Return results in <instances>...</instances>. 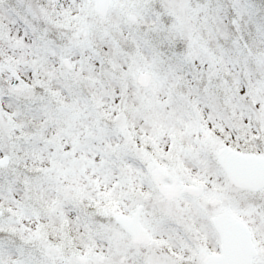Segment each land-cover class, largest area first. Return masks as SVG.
Instances as JSON below:
<instances>
[{"label":"snow or ice","instance_id":"1","mask_svg":"<svg viewBox=\"0 0 264 264\" xmlns=\"http://www.w3.org/2000/svg\"><path fill=\"white\" fill-rule=\"evenodd\" d=\"M0 264H264V0H0Z\"/></svg>","mask_w":264,"mask_h":264}]
</instances>
